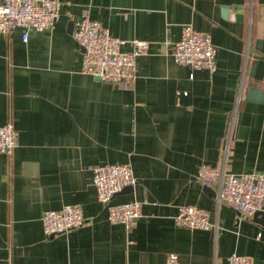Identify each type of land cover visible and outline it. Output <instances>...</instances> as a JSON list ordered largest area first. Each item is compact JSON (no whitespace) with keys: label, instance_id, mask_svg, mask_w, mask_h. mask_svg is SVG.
Returning a JSON list of instances; mask_svg holds the SVG:
<instances>
[{"label":"crops","instance_id":"obj_1","mask_svg":"<svg viewBox=\"0 0 264 264\" xmlns=\"http://www.w3.org/2000/svg\"><path fill=\"white\" fill-rule=\"evenodd\" d=\"M59 1L53 29L27 42L20 30L0 35V125L18 132L13 153H0V264H166L171 253L180 264L232 254L264 264V210L242 218L197 179L225 159L228 173L264 174V0ZM85 12L126 42L123 53L149 43L133 89L82 72L74 33ZM185 25L211 37L215 72L174 61ZM99 165L133 168L137 185L112 204L141 203L134 228L110 222L93 185ZM66 205L85 225L47 236L42 215ZM184 206L208 211L218 230L178 226Z\"/></svg>","mask_w":264,"mask_h":264},{"label":"built area","instance_id":"obj_2","mask_svg":"<svg viewBox=\"0 0 264 264\" xmlns=\"http://www.w3.org/2000/svg\"><path fill=\"white\" fill-rule=\"evenodd\" d=\"M63 3L59 0H0V35L14 31L22 32L27 42L32 32L53 29L61 17ZM74 37L83 53L82 72L105 83L114 84L125 90L133 89L137 81V59L146 55L149 43L133 40L132 50L121 52L126 44L111 36L108 29L91 20L85 12L77 23ZM174 61L178 65L194 70L215 72L216 48L210 36L185 25L182 38L174 44ZM18 146V132L11 123L0 125V153L10 155ZM229 145L226 148V156ZM197 179L216 188L218 205L225 203L242 218L254 219L264 210V174L235 175L226 171V159L221 169L207 165L200 167ZM93 185L98 200L108 209L109 220L122 224L128 230L134 228L142 216V205L137 201L113 205L112 201L126 189L137 185L130 165H99L93 170ZM44 232L49 237L69 233L85 225L86 218L80 206L66 205L61 210L46 211L41 218ZM176 224L195 230L217 231L218 224L212 223L210 213L195 206H184L177 215ZM229 264H253L250 257L232 254ZM166 264H180L179 256L171 253Z\"/></svg>","mask_w":264,"mask_h":264},{"label":"water","instance_id":"obj_3","mask_svg":"<svg viewBox=\"0 0 264 264\" xmlns=\"http://www.w3.org/2000/svg\"><path fill=\"white\" fill-rule=\"evenodd\" d=\"M98 80H100V79H98ZM251 91L252 90H250V93H251ZM260 96V95H259ZM258 95H255V96H253V97H251V100L252 99H255V100H259V97ZM262 100V99H261ZM134 190V188L133 187H130V188H128V189H126L125 191H123L122 193H120V194H124V193H130V192H132ZM205 190L208 192V193H210V194H212V196H215V192L210 188V187H207L206 186V188H205ZM119 194V195H120ZM118 196V195H117Z\"/></svg>","mask_w":264,"mask_h":264}]
</instances>
